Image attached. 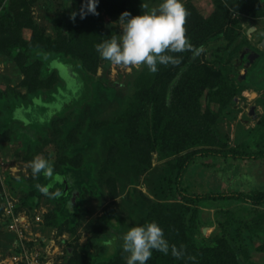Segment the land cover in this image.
I'll list each match as a JSON object with an SVG mask.
<instances>
[{"label":"rangeland","instance_id":"374dc122","mask_svg":"<svg viewBox=\"0 0 264 264\" xmlns=\"http://www.w3.org/2000/svg\"><path fill=\"white\" fill-rule=\"evenodd\" d=\"M108 1L111 0H99V15L88 14L82 19L79 10L84 0H0V22L7 19L8 25L15 27L18 22L19 33L25 40L59 46L74 38L79 43V52L97 63L87 81L94 98L83 105L74 125L75 136L63 126H58L62 133L51 127L42 139L38 138L36 145L26 146L22 138H15V125L5 129L0 126V264H72L78 255L85 264L94 262L102 251L96 240L118 237L128 227L138 224L146 216L150 200L177 205L187 211L185 222L189 234L202 247L215 245L219 211H234L235 216L249 219L250 212L256 210L234 201L186 204L174 186H167L165 179L168 175L176 177L178 156L166 158L153 148L146 159L140 158L138 153L142 149L138 150L136 143L147 136V121L152 118L154 73L146 65L118 66L99 55L96 45L122 32L119 17L106 10ZM139 2L146 6L142 7L146 12L158 8L161 0H133L135 6ZM183 3L191 4L204 18L215 12L227 13L224 32L203 43L204 52L199 55L202 64L217 67L212 66L213 59L224 54L230 43L228 35L233 31L246 34L251 49L259 53L249 66L247 59L237 63L239 56L232 62L221 63L226 79L239 89L235 94L225 95L226 104L215 118V131L224 146L259 150L264 145L255 131L264 116V47L261 46L264 17L234 12L223 0H183ZM83 27L89 31L82 30ZM252 27L255 29L250 30ZM42 58L59 78L56 90L44 92L27 104L7 107L21 96L27 99L28 92L16 55L0 53V119L16 120L18 125L32 131L49 124L83 95L86 88L83 75L74 64L63 57ZM142 73L146 74L147 89L143 96L137 91ZM207 92L208 89H203L201 95L203 110L218 111V101H210ZM127 109L135 113L133 118H124ZM41 154L53 162L54 174L62 177L52 182L49 189L50 193L59 190L58 196L45 195L37 187L50 184L52 178L42 173L34 178L31 174L30 161ZM183 187L193 195L264 191V159L198 158L189 167ZM259 210L264 211V207ZM12 213L15 219H20L16 222L18 226L14 225L18 233L9 228ZM35 214L42 221L28 222L26 216L31 218ZM109 216L122 218L119 231L103 223ZM230 232L240 241L244 238L251 264H264V250H259L264 246L261 238L251 239L246 232L240 236L233 230ZM118 252L126 263L120 243Z\"/></svg>","mask_w":264,"mask_h":264},{"label":"trees","instance_id":"16d2710c","mask_svg":"<svg viewBox=\"0 0 264 264\" xmlns=\"http://www.w3.org/2000/svg\"><path fill=\"white\" fill-rule=\"evenodd\" d=\"M223 1L226 7L234 12L253 18L264 17V0ZM105 7L108 13L115 17H120L121 13L126 10L131 12L133 16L144 13L141 2L135 6L133 0H111ZM185 8L189 13L185 23L186 35L194 47L203 46L206 40L224 32L227 13L215 12L210 17L204 18L199 16L191 4L187 3ZM15 23L16 27L8 25L7 19L2 23L0 22V53L10 56L16 55V60L24 75L23 84L27 86L28 95L27 99L25 96H21L18 101H12L7 107L27 104L34 97L44 92L51 93L56 90L59 78L55 72L50 71L47 67L43 56L44 58L63 57L70 61L77 70L81 71L86 88L83 95L73 105L62 114L54 117L46 126L31 131L18 125L16 120L8 122L5 118L0 119V126L5 129L11 124L15 125V138H22L26 146L28 144L36 145L37 141L46 135V130H51V127L56 128L55 132L62 133L63 131L58 129V126H63L75 136L74 125H76L83 105L91 102L94 98V91L88 88L90 85L87 81L89 80L88 75L96 70L97 63L94 59L79 52V47H77L79 43L74 38L59 46L55 44L45 45L41 41L25 40L19 33L21 25L18 22ZM82 30L88 32L89 28L83 27ZM81 33L87 34L84 31ZM228 38L230 43L225 48L224 54L213 59L214 64L212 66L217 65V70L202 64L199 56L193 58V53L190 50L172 53V55L182 57L179 65L159 66V70L153 74L155 86L151 92L152 100H150L152 118L147 121L149 125L148 128L146 127L147 136L139 138L136 147L138 150L142 149L138 155L140 158L144 156L143 159L150 155L153 148L161 151L166 158L178 156V161L175 164L178 167L176 177L173 178L168 175L165 179L168 187H175L177 195L184 203L198 205L209 201H234L248 204L256 210H253L254 213L250 212L252 216L249 219L235 216L234 211H219L216 214L219 231L214 238L215 245L202 247L195 244L189 234V226L185 222L187 211L177 205L150 200L147 214L138 224L149 221L158 222L170 244H175L177 247L183 245L185 254L181 258H177L172 255L171 249L167 254L153 250L147 264H251L250 254L247 251L249 247L243 242L244 238L240 241L230 231H235L237 236L246 232L251 239L254 237L261 238L264 242V211L259 210V208L264 207L263 190L193 195L187 193L183 187V179L189 167L198 158L215 156L233 160L264 159V116L259 120L255 130L260 135L263 145L257 151H249L250 148L247 146L232 148L224 146L215 131V118L226 104L225 95L235 94L239 89L234 83L226 79L221 63L231 61L235 56H239L237 63H240L241 60L244 61V59L248 60L250 53L247 49H251L246 34L243 36L238 31H233L229 33ZM251 50L253 51V49ZM244 52L246 54L241 57ZM145 77L146 74L142 73L137 83V91L142 96L147 91L145 89ZM203 89H208L206 97L210 101H218V111H213L211 108L203 110L201 104ZM130 109L124 113L125 119L134 117L135 113L132 114ZM69 113L70 117H66ZM54 181L55 179H52L50 185ZM250 214L248 215L250 216ZM121 221L122 218L117 216H109L103 219V223L107 227L117 231L120 230ZM96 246L102 251L94 262L90 261L87 264H126L119 255L117 237L112 235L98 239ZM259 250H264V246L261 245ZM189 255L195 256L196 260H188ZM80 257L79 255L75 256L71 263L85 264Z\"/></svg>","mask_w":264,"mask_h":264},{"label":"clouds","instance_id":"9594fccd","mask_svg":"<svg viewBox=\"0 0 264 264\" xmlns=\"http://www.w3.org/2000/svg\"><path fill=\"white\" fill-rule=\"evenodd\" d=\"M99 0H84L79 10L83 19L88 14L99 15L97 5ZM142 7H146L142 4ZM77 12L72 13L75 19ZM189 15L183 0H161L158 8L146 11L141 15L133 16L131 12L121 13L119 20L122 32L111 35L96 45L99 55L118 66L146 65L155 73L160 65H179L182 57L172 55L190 50L194 57L204 52V47H194L186 35V18ZM19 111V110H18ZM31 174L35 178L41 173L55 180H61L59 174H54L53 162L41 155L30 161ZM45 195L58 196L59 190L50 193V184L37 185ZM122 253H125L126 264H147L158 250L167 254L171 249L172 255L177 258L184 256V246L177 247L170 244L163 228L156 221L143 224H134L127 231L117 237ZM188 260L195 261L196 257L189 255Z\"/></svg>","mask_w":264,"mask_h":264},{"label":"built area","instance_id":"2783aa9c","mask_svg":"<svg viewBox=\"0 0 264 264\" xmlns=\"http://www.w3.org/2000/svg\"><path fill=\"white\" fill-rule=\"evenodd\" d=\"M10 208L13 210V208L10 206ZM11 212V211H10ZM16 218V216H15V214L14 213H12V215H11V217H10V220H9V228H10V230L11 231H14V232H16V233H18V230H17V228H15V226L14 225H16V226H18V224L16 223V222H19L20 221V219H15ZM26 218L29 220L28 222H30V219L32 220V222L34 221L35 222V224L36 223H38V222H41L42 220H41V216L40 215H38V214H35L34 216H32L31 218H28V216H26ZM22 220H24V219H22ZM15 259H17L18 257H14ZM36 259H37V257H36ZM38 260V259H37ZM30 264H41L40 262H32V263H30Z\"/></svg>","mask_w":264,"mask_h":264},{"label":"water","instance_id":"95a60500","mask_svg":"<svg viewBox=\"0 0 264 264\" xmlns=\"http://www.w3.org/2000/svg\"><path fill=\"white\" fill-rule=\"evenodd\" d=\"M255 28L254 27H252L250 30H254ZM249 30V31H250ZM261 46L262 47H264V39H263V41H262V43H261ZM246 54V52H244L243 54H242V57L244 56ZM259 57V54L258 53H256V52H252V53H250L249 55H248V63H247V65L249 66V65H251L253 62H254V60L256 59V58H258ZM251 114H254V108H252L251 109Z\"/></svg>","mask_w":264,"mask_h":264},{"label":"flooded vegetation","instance_id":"af4514ba","mask_svg":"<svg viewBox=\"0 0 264 264\" xmlns=\"http://www.w3.org/2000/svg\"><path fill=\"white\" fill-rule=\"evenodd\" d=\"M247 51H248V53H252V52H254V51L250 50L249 48L247 49Z\"/></svg>","mask_w":264,"mask_h":264}]
</instances>
